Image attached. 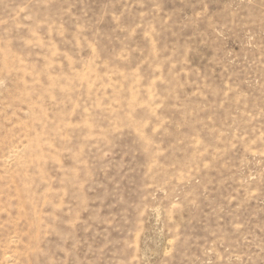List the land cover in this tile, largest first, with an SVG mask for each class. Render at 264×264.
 Wrapping results in <instances>:
<instances>
[{"label": "rangeland", "instance_id": "rangeland-1", "mask_svg": "<svg viewBox=\"0 0 264 264\" xmlns=\"http://www.w3.org/2000/svg\"><path fill=\"white\" fill-rule=\"evenodd\" d=\"M0 264H264V0H0Z\"/></svg>", "mask_w": 264, "mask_h": 264}]
</instances>
